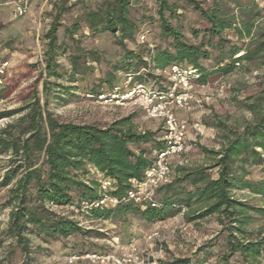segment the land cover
<instances>
[{
  "label": "trees",
  "instance_id": "1",
  "mask_svg": "<svg viewBox=\"0 0 264 264\" xmlns=\"http://www.w3.org/2000/svg\"><path fill=\"white\" fill-rule=\"evenodd\" d=\"M155 1L160 34L162 39L169 40L168 45L142 44L126 50L120 64L114 67V71H122L128 79L127 85L120 89L137 83L163 88L167 85L163 70L172 63L198 68V83L202 85L211 74H228L238 68L240 62L264 65V24L256 22L257 18L264 17V0L262 6H258L257 0H211L205 7L198 0H178L199 13L207 23L203 35L195 42L187 41L179 27L170 22L177 10V0ZM129 7L130 0H102L96 9H86L81 18L76 17L70 26H65L64 33L72 37L82 20L92 32H110L119 37L120 43L132 40L138 25L130 16ZM233 9L238 10V14L232 12ZM58 20L55 16L44 35L43 66L29 85L23 104L0 111V119L19 114L0 130V154L9 155L8 168L0 181V186L7 187V198L0 204V212L9 208L4 233L15 239L25 254L28 234L47 243L74 234H91L72 218L74 212L60 213L54 207L74 205L78 208L81 202L99 198L103 180L109 183V194H123L132 180H142L154 151L165 146L161 129L158 136L155 131L137 130L132 123L134 113L101 126L63 121L49 110V104L59 97L57 88H63L50 81L51 77L66 76L69 81H76L77 77L91 71L90 64L79 54L68 56L69 71L58 62L65 53L62 43H58ZM225 31H232L236 42L230 43L224 38ZM192 34L197 39L198 30H192ZM245 39V44H236ZM210 50L216 54L212 65L206 67L201 61L211 59ZM91 60L98 58L92 54ZM235 62H239V66ZM142 68L145 71H141ZM6 75L0 86V99L16 87L14 79L7 80ZM105 83L107 89L91 88L86 93L96 96L118 87L113 85V76ZM245 105L252 115L251 121L240 131L224 135L217 150L202 148L211 154V164L191 168L176 166L170 181L157 189V207L127 201L113 207L90 208L85 213L93 219L125 220L132 216L151 222L170 217L184 206L183 215L188 222L216 215L221 230L227 232L225 256L238 253L243 261L255 264L264 252V235L247 237L252 232L244 226L251 221V213L264 215V208L235 198L233 191L246 190L264 199V179L254 180L248 176V167H259L264 173V90ZM147 143H151L150 149L141 147ZM91 169L99 179L87 176ZM214 169L216 177L211 175Z\"/></svg>",
  "mask_w": 264,
  "mask_h": 264
},
{
  "label": "rangeland",
  "instance_id": "2",
  "mask_svg": "<svg viewBox=\"0 0 264 264\" xmlns=\"http://www.w3.org/2000/svg\"><path fill=\"white\" fill-rule=\"evenodd\" d=\"M198 1L202 2L204 7L211 2V0ZM101 2L102 0H33L28 12L17 18L11 15L10 6L4 7L0 15V62L8 61L5 74L7 80L14 79L16 87L7 97L0 99V111L11 110L23 104L22 100L26 97L29 85L43 66V51L46 46L44 35L55 16H58L60 22L57 30L58 43H62V47L65 48V53L58 58V62L65 71H69L68 56L79 54L84 57L85 63L90 64L91 71L84 77H77L76 81H69L66 76L51 77L50 81L63 88H57L60 89L59 97L49 104V110L63 121L96 123L101 126L134 113L132 123L137 130L155 131L157 136L160 134L161 123L147 118L140 107L128 104L109 105L87 96L86 92L91 88L107 89L105 81L110 76L114 77L113 85L118 87L127 85L128 79L124 73L114 71V67L120 64L126 50L142 44L166 47L169 42L161 37L155 0H130L129 13L138 25L132 40H124L120 43L119 37L110 32H92L82 20L79 21L80 27L72 37L64 33L65 26H70L76 17L81 18L86 9H96ZM257 3L258 6H262V0H257ZM176 5L177 10L170 19L171 24L179 27L187 41H198L207 23L199 13L182 1L177 0ZM232 12L238 14V10L233 9ZM256 22L263 25L264 17L257 18ZM192 30H198L197 39L194 38ZM141 33H144L143 41L139 37ZM223 36L230 40V43L236 42L232 31H225ZM245 42L246 39L237 41L236 44L242 45ZM210 53V60L201 61L206 67L212 65V57L216 54L213 50H210ZM92 54L97 56V61L91 60ZM83 59L80 61L82 66ZM28 65L34 67L29 68ZM241 65L243 67H240ZM240 66L228 74H211L206 84H198L196 88V97L201 102L199 104L193 102L188 108L177 111L178 117L187 120L190 125L189 139L186 142L185 153L172 161L171 176L175 174L176 166L191 168L211 164V154L206 153L202 148L217 150L224 135L231 134V131H240L247 122L251 121L252 115L245 104L263 93L264 65L257 62L248 65L240 62ZM3 76L0 86L5 82ZM17 116L19 114L0 119V130ZM194 122L204 126L202 134H195L191 127ZM141 147L150 149L151 143L143 144ZM8 158V154H0V181L8 168ZM248 170L250 178L264 179V173L259 167H248ZM211 175L216 177L215 169L211 170ZM87 176L100 178L93 169ZM233 196L264 208V199L246 190H234ZM6 198L7 187L0 186V204ZM54 209L65 214L71 211L66 207H54ZM8 213L9 208L0 212V264H67L66 257L74 252L109 251L114 246H125L131 240H137L140 248L145 252H155L161 245L162 264H185L189 260L202 259H210L212 264H250L243 261L238 253L225 256L228 253L227 232L221 230L216 215L188 222L184 218V212L179 210L165 219L146 222L132 216L126 217L125 220H103L93 219L85 212L72 213V218L77 220L84 230H90L91 234H74L67 239L52 243L43 242L38 237L28 234V251L25 254L16 240L4 233ZM251 214L253 217L244 228L252 232L247 237L258 238L264 235V215ZM153 231L158 232V238L147 242L146 237ZM255 264H264V252H261Z\"/></svg>",
  "mask_w": 264,
  "mask_h": 264
},
{
  "label": "built area",
  "instance_id": "3",
  "mask_svg": "<svg viewBox=\"0 0 264 264\" xmlns=\"http://www.w3.org/2000/svg\"><path fill=\"white\" fill-rule=\"evenodd\" d=\"M33 0H0V15L5 6H10V13L14 18L25 15ZM144 40V33L139 35ZM240 54V53H239ZM237 54V55H239ZM239 66V62H235ZM8 67V61L0 62V83ZM141 71H145L144 68ZM159 71V70H158ZM163 73L166 75L167 85L163 88L151 87L144 83H137L131 88L120 89L114 87L106 93L96 96L87 94L100 102L109 105H133L140 107L147 118L158 120L162 125V137L165 146L156 150L150 165L144 171L142 180L131 181L130 187L119 196L108 193L109 183L101 181V194L99 198L81 202L77 208L74 205L66 206L74 213L86 212L90 208L113 207L118 203L133 201L141 206L157 207L156 192L159 186L166 184L171 179L172 161L180 158L186 151L189 123L179 118L177 111L186 109L193 102L199 104L196 97V88L200 72L198 68L180 63L170 64ZM195 134L200 135L204 126L199 122L191 125ZM185 208H181L184 212ZM158 238V232L153 231L146 237V241ZM163 250L161 245L155 252H145L140 248L137 240H131L125 246H114L112 250L104 252L86 251L73 253L66 257L67 264L87 262L88 264H162ZM185 264H212L210 259L189 260Z\"/></svg>",
  "mask_w": 264,
  "mask_h": 264
},
{
  "label": "crops",
  "instance_id": "4",
  "mask_svg": "<svg viewBox=\"0 0 264 264\" xmlns=\"http://www.w3.org/2000/svg\"><path fill=\"white\" fill-rule=\"evenodd\" d=\"M8 10V9H7ZM4 11H6V9L4 10ZM6 13H7V11H6ZM3 15V14H2ZM4 17L6 16V14L5 15H3ZM83 264H88L87 262H84Z\"/></svg>",
  "mask_w": 264,
  "mask_h": 264
}]
</instances>
